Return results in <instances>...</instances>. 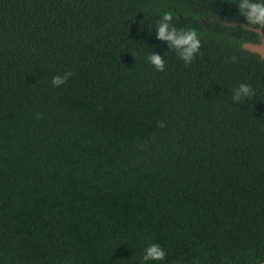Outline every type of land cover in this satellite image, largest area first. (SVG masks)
<instances>
[{
    "label": "trees",
    "instance_id": "trees-1",
    "mask_svg": "<svg viewBox=\"0 0 264 264\" xmlns=\"http://www.w3.org/2000/svg\"><path fill=\"white\" fill-rule=\"evenodd\" d=\"M253 5L0 0V264L264 262Z\"/></svg>",
    "mask_w": 264,
    "mask_h": 264
},
{
    "label": "clouds",
    "instance_id": "clouds-1",
    "mask_svg": "<svg viewBox=\"0 0 264 264\" xmlns=\"http://www.w3.org/2000/svg\"><path fill=\"white\" fill-rule=\"evenodd\" d=\"M252 7V17L255 22L264 21V6L261 5H253ZM165 19H171V14L165 15ZM167 30V25H161L159 27V38L160 39H168L172 40L176 45H187L186 52L188 55H191L193 51L198 47V43L194 40V31L190 33L186 38L176 39L175 34H170L165 36V32ZM187 58V57H186ZM152 63L158 66V71H163V62L158 56L152 57ZM64 83V80L59 76L53 79V84L59 86ZM241 91L247 93L249 88L247 86H242ZM165 257V252L160 248L157 244H152L146 249V254L142 257L144 261L149 259L154 261L163 260Z\"/></svg>",
    "mask_w": 264,
    "mask_h": 264
},
{
    "label": "water",
    "instance_id": "water-1",
    "mask_svg": "<svg viewBox=\"0 0 264 264\" xmlns=\"http://www.w3.org/2000/svg\"><path fill=\"white\" fill-rule=\"evenodd\" d=\"M206 20L207 19H205L203 21H206ZM218 20L220 21L221 19H218ZM213 21L216 22L215 19H213ZM223 22H224V24L229 25V26H244V24L241 22H233V23L227 22V20L225 18H223ZM246 29H250V28L246 27ZM252 30L260 35V42L259 43H244L242 45V48L244 50L251 52V53L257 54L261 57V59H264V35L261 31V26L257 29H252ZM259 264H264V262L259 263Z\"/></svg>",
    "mask_w": 264,
    "mask_h": 264
}]
</instances>
